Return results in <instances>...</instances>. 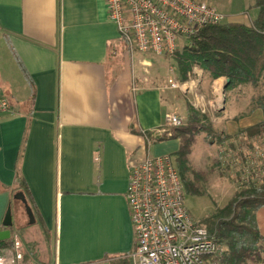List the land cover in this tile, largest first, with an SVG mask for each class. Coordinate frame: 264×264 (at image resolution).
Returning a JSON list of instances; mask_svg holds the SVG:
<instances>
[{"label": "crops", "instance_id": "1", "mask_svg": "<svg viewBox=\"0 0 264 264\" xmlns=\"http://www.w3.org/2000/svg\"><path fill=\"white\" fill-rule=\"evenodd\" d=\"M204 1L222 22L248 24L258 14L256 0ZM166 63L127 48L105 0H0V94L11 106L0 116V229L8 208L12 220L0 250L19 253L15 264H131L129 162L178 148V140H151L146 132L162 134L165 114L184 113L195 89L225 97V79L195 65L181 83L184 109L176 108ZM244 98L245 110L233 113H224L223 100L228 138L264 118L263 107ZM19 192L33 223L14 198Z\"/></svg>", "mask_w": 264, "mask_h": 264}, {"label": "built area", "instance_id": "2", "mask_svg": "<svg viewBox=\"0 0 264 264\" xmlns=\"http://www.w3.org/2000/svg\"><path fill=\"white\" fill-rule=\"evenodd\" d=\"M105 4L109 20L130 51L159 56L172 54L179 42L201 27L224 20L214 5L200 0H105ZM167 82L173 89L182 87L171 77ZM10 110L9 100L0 94V116ZM183 123L176 112L165 114V126ZM219 154L222 167L242 189L263 182L264 134L231 136L223 140ZM184 193L170 154L129 162L125 200L136 239L131 264L221 263L227 247L191 216ZM19 257L13 249L0 250V264H15Z\"/></svg>", "mask_w": 264, "mask_h": 264}, {"label": "trees", "instance_id": "3", "mask_svg": "<svg viewBox=\"0 0 264 264\" xmlns=\"http://www.w3.org/2000/svg\"><path fill=\"white\" fill-rule=\"evenodd\" d=\"M254 6L258 14L250 23L220 22L205 25L190 35L181 50H175L171 57L175 63L177 76L181 83L188 80L192 68L197 65L211 78L223 77L224 89L250 84L256 87L264 75V0H256ZM185 127H173L155 137L146 132L151 140L176 139L178 148L173 153V160L184 186L185 193L198 195L196 182L189 180L186 159L191 151L194 137L198 132H212L210 126L200 125V114L186 101ZM245 133L249 137L264 134L262 121L240 129L236 134ZM220 135L221 138H220ZM218 135L220 141L228 135ZM264 206V180L258 186H249L235 193L222 208L217 209L203 221L208 232L219 242L227 246L220 264H248V261L263 262L261 254L264 236L257 227L256 212ZM12 247V242L7 244ZM115 264H128L126 260Z\"/></svg>", "mask_w": 264, "mask_h": 264}, {"label": "rangeland", "instance_id": "4", "mask_svg": "<svg viewBox=\"0 0 264 264\" xmlns=\"http://www.w3.org/2000/svg\"><path fill=\"white\" fill-rule=\"evenodd\" d=\"M204 1V0H203ZM207 2V1H206ZM187 40V39H186ZM186 40L179 42L177 50H181L182 46L186 43ZM166 66L164 70H170L166 72L172 79H175L181 84L180 79L175 73L176 67L171 57H166ZM169 67H173L170 68ZM178 79H176V78ZM193 76H189V78ZM188 78V80H189ZM180 92L178 89H172L175 95V101L177 102L176 108L181 107L184 109V97L186 92L184 87ZM197 96L192 100V107L200 114V125L210 126L212 132L206 130L198 132L194 137V142L191 146V151L187 156L186 166L188 170L185 172L186 177L193 182H196V186L199 187V194L192 195L190 193H184V202L188 208L191 216L195 220L203 221L205 217L210 216L217 209L222 208L229 199L237 192L243 190L238 182L234 178H230L226 169L222 167L219 148L222 140L218 138L221 134L222 123L221 118V106L223 100L226 97V108L224 113H233L234 111H243L244 97H251L250 102L256 105L260 104L264 109V75L260 78L256 87L250 84L238 85L234 88L227 89L225 91V97L222 95L218 100H214L213 96H205L201 90L195 89ZM242 104V105H241ZM184 118V123L181 127L186 125L187 111L181 113L178 110H172ZM172 126H166V130H172ZM222 135H220L221 138ZM173 144V141H170ZM170 155L174 158L173 153ZM264 208V207H262ZM261 208V209H262ZM264 210V209H263ZM261 214V210H260ZM264 215L261 214V216ZM264 220V218H263ZM264 225V222H263ZM225 246L226 244L223 243ZM227 247V246H226ZM228 249V248H227ZM261 259L264 260V246L261 254ZM248 264H264L263 262L248 261Z\"/></svg>", "mask_w": 264, "mask_h": 264}, {"label": "water", "instance_id": "5", "mask_svg": "<svg viewBox=\"0 0 264 264\" xmlns=\"http://www.w3.org/2000/svg\"><path fill=\"white\" fill-rule=\"evenodd\" d=\"M225 81L228 82V79ZM14 198L21 200V202L24 204L25 212H26V215L29 219V223H33L34 217H33L32 211H31L30 207L28 206L23 194L21 192H19V193L14 195ZM1 227L3 229H0V241L9 239L10 233H11L10 229L12 227L11 212H10L9 208L5 212Z\"/></svg>", "mask_w": 264, "mask_h": 264}]
</instances>
